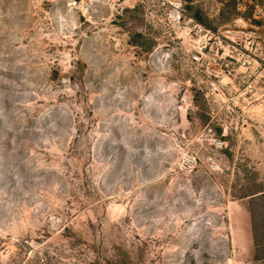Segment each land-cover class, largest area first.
Returning <instances> with one entry per match:
<instances>
[{
	"label": "rangeland",
	"instance_id": "obj_1",
	"mask_svg": "<svg viewBox=\"0 0 264 264\" xmlns=\"http://www.w3.org/2000/svg\"><path fill=\"white\" fill-rule=\"evenodd\" d=\"M0 264H264V0H0Z\"/></svg>",
	"mask_w": 264,
	"mask_h": 264
},
{
	"label": "built area",
	"instance_id": "obj_2",
	"mask_svg": "<svg viewBox=\"0 0 264 264\" xmlns=\"http://www.w3.org/2000/svg\"><path fill=\"white\" fill-rule=\"evenodd\" d=\"M188 22L192 25L190 33L192 36V42L196 46V50L198 54L204 55L206 50H210L212 49V47H215L216 49L221 50L223 42L225 40H230L233 42L234 37H238L237 34H240L239 32L237 33V32H232L229 30L224 31L223 33H216L218 31H212L211 29H208L204 27L203 25L197 24L192 19H189ZM213 39L216 41L214 42V45L212 46L210 44V41ZM217 90L218 88L214 85V88L212 89V91L215 92Z\"/></svg>",
	"mask_w": 264,
	"mask_h": 264
}]
</instances>
